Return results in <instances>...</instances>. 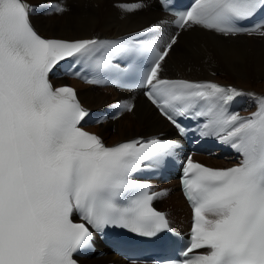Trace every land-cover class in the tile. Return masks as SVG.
<instances>
[{"label": "snow or ice", "instance_id": "obj_1", "mask_svg": "<svg viewBox=\"0 0 264 264\" xmlns=\"http://www.w3.org/2000/svg\"><path fill=\"white\" fill-rule=\"evenodd\" d=\"M64 11L59 6L46 14ZM262 11L264 0H194L176 25L224 37L264 36V23L251 31L244 27ZM39 14L23 0H0V264H78L76 254L93 250L90 228L103 234L109 226L120 227L168 243V220L152 207L159 194L133 174L180 145L153 138L105 146L99 135L84 130L90 113L76 91L50 82L62 61L98 71L116 68L112 60L130 54L142 58L131 67L135 86L145 89L180 135L186 129L178 118L205 117L201 136L214 135L242 156L238 166L226 169L187 157L182 186L193 223L178 264H264V98L249 117H241L227 108L242 95L234 87L161 78L178 33L165 40L153 26L143 30V39H45L31 22ZM134 108L118 106L117 115ZM77 215L82 223L74 222Z\"/></svg>", "mask_w": 264, "mask_h": 264}, {"label": "bare ground", "instance_id": "obj_2", "mask_svg": "<svg viewBox=\"0 0 264 264\" xmlns=\"http://www.w3.org/2000/svg\"><path fill=\"white\" fill-rule=\"evenodd\" d=\"M23 1L35 7L40 13L33 15L31 22L40 34L48 37L75 39L116 36L144 26L150 28L159 26L165 40L171 34L178 33V43L174 46L175 50L170 52L163 62L161 78L213 79L228 84L242 93V95L235 96L236 101L241 103L242 112H247L256 106L252 103L253 95L259 96L264 93V36L259 33L224 37L201 27L178 30L170 26V16L160 10L156 0ZM138 4L145 6L137 8ZM59 6L64 7L66 11L58 14L54 12L46 14ZM128 9L134 10L129 11ZM214 73L221 76L214 75ZM67 81L76 87L78 98L88 109H104L113 104L131 103L135 105L131 112H124L122 115H116L115 118H105L99 123L89 126L92 131L99 134L106 146L128 137L139 135L149 137L147 135L152 133L154 134L151 136L172 130L171 125L156 112L138 89L122 90L111 86L90 85L76 78H66L63 75L55 83ZM110 100L113 102H109ZM111 123L115 128L104 133L103 130L105 128L107 130ZM139 130H144L145 133H135ZM196 158L212 166H224L228 165L229 162H234L229 157L218 159L215 156L197 155ZM152 183L153 188L158 189L159 195L154 199L158 206L160 205V198L167 195V188L162 187L163 185L169 186L168 190L170 191L175 186L178 187L175 179L165 182L154 179ZM176 190L165 198L164 206H159V208L167 212V208L172 202L179 201L182 204L180 209L183 210L180 212H177V209L171 210L175 213L174 217L168 213L167 215L171 224L184 230L189 225L186 216L189 218L190 211L178 188ZM209 218L212 217L209 216ZM107 254L105 261L107 260L109 263L101 262L100 264H143L126 262L111 252H106L101 256ZM101 256L84 257L85 264L91 261H88L89 259Z\"/></svg>", "mask_w": 264, "mask_h": 264}, {"label": "rangeland", "instance_id": "obj_3", "mask_svg": "<svg viewBox=\"0 0 264 264\" xmlns=\"http://www.w3.org/2000/svg\"><path fill=\"white\" fill-rule=\"evenodd\" d=\"M143 1V0H142ZM149 4L152 6V4H151V2L149 1ZM214 75H219V76H221L220 74H215L214 73ZM216 77V76H215ZM215 79V78H214ZM104 91H107V90H104ZM259 91V90H258ZM109 102H113L112 100H110ZM113 128H115L114 127V125H113V123H111V125H109V127L107 128V130H106V128L103 130V132L104 133H106L108 130H110L111 131V129H113ZM141 129V128H140ZM135 133H141V134H144L145 132H144V130L142 131V130H139L138 132H135ZM152 134H154V133H152ZM152 134H150V135H147V136H151ZM146 136V135H145ZM211 161V160H210ZM162 187H165V188H167V195H165L164 197H161L160 198V207H163L164 206V203H165V198H167V197H169L173 192H176L177 190H176V186L174 187V189L172 190V191H170V190H168V188H169V186H167V185H163ZM182 207V204H180L179 203V201L177 202H172V204H170L169 205V208H167V213L169 214V215H171L172 217H174V215H175V213H173L171 210H175V209H177V212L179 211H181V210H183V209H180ZM170 209V210H169ZM108 256V254L107 255H105V256H101V257H95V258H92V259H89L88 261H90L88 264H90L91 262V264H100L101 262H108L109 263V261H105V258ZM96 260V261H92V260ZM100 259V260H99ZM104 259V261H102ZM97 260H98V262H97ZM96 262V263H95ZM123 264V263H122ZM125 264V263H124ZM127 264V263H126Z\"/></svg>", "mask_w": 264, "mask_h": 264}]
</instances>
